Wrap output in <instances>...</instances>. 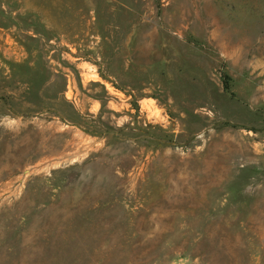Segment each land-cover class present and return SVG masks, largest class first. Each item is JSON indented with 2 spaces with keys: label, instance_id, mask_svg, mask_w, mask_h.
I'll return each mask as SVG.
<instances>
[{
  "label": "rangeland",
  "instance_id": "rangeland-1",
  "mask_svg": "<svg viewBox=\"0 0 264 264\" xmlns=\"http://www.w3.org/2000/svg\"><path fill=\"white\" fill-rule=\"evenodd\" d=\"M0 264H264V0H0Z\"/></svg>",
  "mask_w": 264,
  "mask_h": 264
}]
</instances>
